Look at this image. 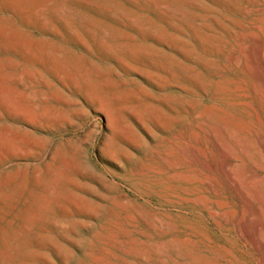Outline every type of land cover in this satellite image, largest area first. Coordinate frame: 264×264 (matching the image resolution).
<instances>
[{"label": "rangeland", "instance_id": "374dc122", "mask_svg": "<svg viewBox=\"0 0 264 264\" xmlns=\"http://www.w3.org/2000/svg\"><path fill=\"white\" fill-rule=\"evenodd\" d=\"M263 56L264 0H0V264H264Z\"/></svg>", "mask_w": 264, "mask_h": 264}, {"label": "bare ground", "instance_id": "6f19581e", "mask_svg": "<svg viewBox=\"0 0 264 264\" xmlns=\"http://www.w3.org/2000/svg\"><path fill=\"white\" fill-rule=\"evenodd\" d=\"M264 57V56H263ZM251 72V71H250ZM253 74V73H252ZM254 75V74H253ZM257 76V75H256ZM260 78V77H259ZM263 88V87H262ZM246 95V94H245ZM248 95H250V94H248ZM248 102V101H247ZM251 106V105H250ZM260 139H263V138H260ZM263 142V141H262Z\"/></svg>", "mask_w": 264, "mask_h": 264}]
</instances>
